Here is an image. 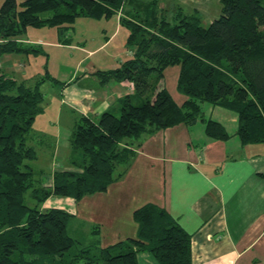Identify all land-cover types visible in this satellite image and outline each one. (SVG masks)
Listing matches in <instances>:
<instances>
[{
	"label": "trees",
	"instance_id": "obj_1",
	"mask_svg": "<svg viewBox=\"0 0 264 264\" xmlns=\"http://www.w3.org/2000/svg\"><path fill=\"white\" fill-rule=\"evenodd\" d=\"M217 1L219 17L204 26L198 12L167 13L160 0H3L0 57L35 52L20 40L27 29L55 28L66 45L65 30L77 19L117 15L132 56L96 76L101 84L130 82L133 93L120 101L118 116L106 111L77 119L71 169L54 172L45 188L30 165L37 159L31 131L45 102V79L28 86L0 74V264H138L141 252L158 264H191V237L157 206L135 210L136 236L108 247L74 239L67 232L72 214L40 206L51 197L78 203L106 192L128 166L129 146L158 130L204 121V102L236 114L242 145L264 144V0ZM174 65L181 106L161 86L164 70ZM205 134L229 138L213 120L205 122Z\"/></svg>",
	"mask_w": 264,
	"mask_h": 264
},
{
	"label": "crops",
	"instance_id": "obj_2",
	"mask_svg": "<svg viewBox=\"0 0 264 264\" xmlns=\"http://www.w3.org/2000/svg\"><path fill=\"white\" fill-rule=\"evenodd\" d=\"M112 19L110 36L98 48L84 49V53L89 54L87 59L97 51L111 47L109 42L119 34L122 33L124 40L118 16ZM71 31L74 32V27ZM29 35V43H42L32 41ZM116 47L118 45L112 46ZM128 54L124 41L121 50L111 51L106 58L108 63H99L98 67L92 62L86 67L78 66L76 76L71 77L60 92L58 111L69 121L64 126V134H72L80 116L93 118L106 111L120 112V101L133 93L132 84L113 80L101 84L96 73L117 68L129 58ZM161 86L164 87L163 80ZM184 101L185 97L181 104L174 102L181 106ZM217 113H225V118H230L229 121L216 119L229 135L227 140L209 138L200 122L144 135L129 146L133 156L106 192L86 196L78 203L65 198L72 201L74 207L78 206L80 218L95 219L94 222H104L113 228L109 231L112 236L98 243L101 247L134 238L137 224L133 212L153 205L165 210L191 237V264H264V144L242 145L236 136V114L220 109ZM58 131L62 135L60 128ZM68 143L62 146L64 152L57 147V152L60 151L57 171L71 169ZM52 199H48L43 207L59 201ZM80 203L82 207H79ZM72 215L76 217L77 214ZM101 234L106 240L103 232ZM137 263L158 264L146 252L137 254Z\"/></svg>",
	"mask_w": 264,
	"mask_h": 264
},
{
	"label": "rangeland",
	"instance_id": "obj_3",
	"mask_svg": "<svg viewBox=\"0 0 264 264\" xmlns=\"http://www.w3.org/2000/svg\"><path fill=\"white\" fill-rule=\"evenodd\" d=\"M165 1L167 2L165 3L160 0L159 6L167 11V13L172 12L176 8H181L187 13L198 12L204 26L217 19L220 15L219 3H216L214 0H211V3L209 0ZM2 3L3 0H0V6ZM112 21H114V19L110 18L107 21L105 19L100 21L84 19L83 21L74 22L72 25L74 27V32H70L72 27L69 30H65V38L70 39L66 45H58L59 35L58 32H55V28H30L27 29L26 35L24 36L26 40H20L25 48L35 50V52L31 51L30 53L19 55L9 54L0 57V74H4L7 78L18 82H24L28 86H33L36 82H41V80L45 79V81L40 84V91L43 94L45 102L42 106V112L35 118L31 131L32 144L36 148L37 159L30 163L35 181L42 184L47 182V186H44L45 188L52 187L53 173L54 171L56 172L59 167L57 163L60 158V151L64 152L62 146H65V143H68L70 141L69 138H71L70 132L64 134V126L69 124L68 117L64 113L58 111L61 97L60 92L69 79L76 76L78 66L81 65V67H86L90 62L96 64L97 67L99 63L104 65V63H108L106 62V58L110 56L112 50H121V48H123L125 40L122 39L121 33L114 41L109 42L111 47L107 46L105 49L97 51L94 53L96 55L92 57L89 56L88 59L87 55L89 54L84 53V49L90 51L98 48L106 40V37L110 36L113 29ZM27 35H29L28 38L32 41H39L42 43H29V41H27ZM43 42L46 44H43ZM47 42L50 44H47ZM115 45H118V47L112 48V46ZM128 51V56L130 58L132 52L130 50ZM79 62L81 63L78 65ZM178 71L179 66L177 65L167 67L164 70L163 84L168 93H170L169 95L172 96L171 98H173L177 104H181L185 96L177 90ZM217 109L225 110V112L228 113H234L233 111L218 106L215 107L210 103L204 102L201 104V120L204 121L198 122L202 123L205 128V122L207 120H230L229 117L225 118V113H217ZM114 115L118 116L119 113H115ZM59 128L62 131V135L58 131ZM66 135H68V137H66ZM59 137H61L60 143ZM65 138L68 140L65 141ZM57 147L60 149L59 152H57ZM68 150H71L70 144ZM52 198V200L59 201H50L52 205L49 203L46 207H43L44 204L40 207L44 209V211L56 208L64 209L69 214L76 213L75 223H70L67 229L69 235L74 239L81 241L83 244H91L103 243L107 241V237L112 236L109 231L113 228L109 224L104 222H100L101 224L96 223L93 221L95 219L90 221L80 218L77 210L78 206L74 207L72 201H66L65 198ZM30 201L31 199L27 195V204L30 205ZM82 203H80L79 207H82ZM102 226H104L105 229ZM101 232L105 235L106 240L101 238Z\"/></svg>",
	"mask_w": 264,
	"mask_h": 264
}]
</instances>
